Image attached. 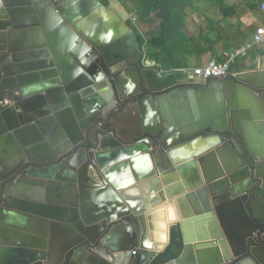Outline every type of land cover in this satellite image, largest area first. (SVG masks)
<instances>
[{
  "label": "water",
  "instance_id": "95a60500",
  "mask_svg": "<svg viewBox=\"0 0 264 264\" xmlns=\"http://www.w3.org/2000/svg\"><path fill=\"white\" fill-rule=\"evenodd\" d=\"M142 57L99 0H0V264H155L166 202L165 264H264V70L200 84Z\"/></svg>",
  "mask_w": 264,
  "mask_h": 264
},
{
  "label": "crops",
  "instance_id": "0c3cea01",
  "mask_svg": "<svg viewBox=\"0 0 264 264\" xmlns=\"http://www.w3.org/2000/svg\"><path fill=\"white\" fill-rule=\"evenodd\" d=\"M109 3V7L125 22L132 16V8L119 7L113 0H109ZM263 3L264 0H194L192 6L184 13L183 28L185 33L197 43L195 46L198 45V49L193 50L196 54L192 56L177 58L181 66L179 70L192 74L193 69L205 67L210 61H221L225 54L250 42L254 31L264 27V13L260 10V5ZM143 26L155 28L151 38L159 35L160 26L155 18H151ZM261 52H264V48H257L246 58L238 60L240 67L232 74L247 72L257 67L264 70V57L260 55ZM192 77L196 83L203 82L193 75ZM210 94L215 97L216 93L210 90L205 95L212 98ZM165 210L162 205L151 211L163 213ZM176 223L169 226L171 232L178 228L175 226Z\"/></svg>",
  "mask_w": 264,
  "mask_h": 264
},
{
  "label": "trees",
  "instance_id": "16d2710c",
  "mask_svg": "<svg viewBox=\"0 0 264 264\" xmlns=\"http://www.w3.org/2000/svg\"><path fill=\"white\" fill-rule=\"evenodd\" d=\"M136 1V7L132 11V17L137 18L141 23H146L155 18L159 22L160 32L155 38L147 41V55L150 60L157 63L165 71L181 69L177 58L196 54L194 49L198 45L190 38L183 28V16L190 8L194 0H117L119 4ZM99 2L109 7V0H99ZM224 11V9H221ZM130 25L129 21H126ZM138 37L140 47H143L144 40L131 27ZM260 55L264 57V52ZM223 60L217 61L222 63ZM239 61L230 67L229 73H234L239 68ZM182 250L181 236L176 227L170 234V245L166 251L161 254L155 264H165L179 257Z\"/></svg>",
  "mask_w": 264,
  "mask_h": 264
},
{
  "label": "built area",
  "instance_id": "2783aa9c",
  "mask_svg": "<svg viewBox=\"0 0 264 264\" xmlns=\"http://www.w3.org/2000/svg\"><path fill=\"white\" fill-rule=\"evenodd\" d=\"M260 10L264 13V3L260 5ZM128 21L130 22L131 27L133 29L135 28V31L144 40V45L143 47H141L143 52L144 69L155 70L159 75L165 73V71H163L160 66L149 59L146 47L148 39L144 37L143 32L138 27L137 19L131 17L128 19ZM257 48H264V27L257 28L254 31L250 42L244 44L243 46L230 53L225 54L222 63L210 61L205 67L193 69L192 74L193 76L203 81L210 79H224L228 76L231 66H233L238 60L246 58L251 51Z\"/></svg>",
  "mask_w": 264,
  "mask_h": 264
},
{
  "label": "bare ground",
  "instance_id": "6f19581e",
  "mask_svg": "<svg viewBox=\"0 0 264 264\" xmlns=\"http://www.w3.org/2000/svg\"><path fill=\"white\" fill-rule=\"evenodd\" d=\"M162 205L166 208L165 212L158 213V216L154 220V229L148 230L150 239L148 241V249L155 253L163 251L167 246L169 226L176 223L179 219L176 213L177 207L174 204L166 202Z\"/></svg>",
  "mask_w": 264,
  "mask_h": 264
},
{
  "label": "flooded vegetation",
  "instance_id": "af4514ba",
  "mask_svg": "<svg viewBox=\"0 0 264 264\" xmlns=\"http://www.w3.org/2000/svg\"><path fill=\"white\" fill-rule=\"evenodd\" d=\"M140 63H141V66L143 67V57L140 60ZM100 66L107 73V70L103 67V64L102 63L100 64ZM143 69H144V67H143ZM229 75H232V73H229L228 76ZM109 83L111 84V79H109ZM132 104L133 103H131V102H129V103L123 105V106H121V104H118V105H114L113 104V109L107 111V113L104 116H100L99 115L98 118L95 120L96 121L95 122L96 127H94L93 130L88 134V136L90 137V139H88V137H87L86 138V143L92 144L94 142L93 141V135H95L96 132H97L96 135L97 136L99 135V130L100 129H98V126H99V128L107 127L108 125L111 124V122H113L119 116L120 113H122L123 111H126L127 107H129ZM257 186L258 185L255 184L254 185V188H258ZM254 188L252 190H254ZM246 206H247V208H249V202L246 204ZM263 236H264V226H261L260 232L256 236V240H251V242L248 245V249L250 250L252 248H255V249H261V248H263L264 247V242L262 240V237ZM243 259L244 258H240L239 261H241Z\"/></svg>",
  "mask_w": 264,
  "mask_h": 264
},
{
  "label": "rangeland",
  "instance_id": "374dc122",
  "mask_svg": "<svg viewBox=\"0 0 264 264\" xmlns=\"http://www.w3.org/2000/svg\"><path fill=\"white\" fill-rule=\"evenodd\" d=\"M113 2L117 5V6H128L129 8H132V11H133V9L136 7V1H132V2H129V3H123V5H120L119 3H117V1L116 0H113ZM132 13V12H131ZM132 17V16H131ZM130 17V18H131ZM137 19V18H136ZM128 21V20H127ZM138 21V20H137ZM143 24L144 23H141V22H139L138 21V23H137V25H138V27L141 29V31L143 32V35H144V37L146 38V39H152L151 38V35L152 34H154V31H155V28H147V26H143ZM144 27V28H143ZM146 29H148V30H146ZM134 30H136L135 28H134ZM190 56H192V55H190ZM157 64V63H156ZM158 65V64H157ZM159 66V65H158ZM172 227V226H171ZM170 227V228H171Z\"/></svg>",
  "mask_w": 264,
  "mask_h": 264
},
{
  "label": "clouds",
  "instance_id": "9594fccd",
  "mask_svg": "<svg viewBox=\"0 0 264 264\" xmlns=\"http://www.w3.org/2000/svg\"><path fill=\"white\" fill-rule=\"evenodd\" d=\"M219 142V140L217 139V143Z\"/></svg>",
  "mask_w": 264,
  "mask_h": 264
}]
</instances>
